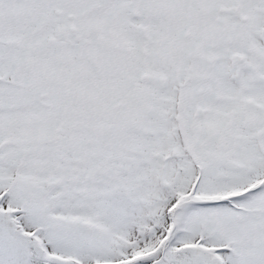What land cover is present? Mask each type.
<instances>
[{"label":"snow or ice","instance_id":"6c2138e0","mask_svg":"<svg viewBox=\"0 0 264 264\" xmlns=\"http://www.w3.org/2000/svg\"><path fill=\"white\" fill-rule=\"evenodd\" d=\"M0 264H264V0H0Z\"/></svg>","mask_w":264,"mask_h":264}]
</instances>
